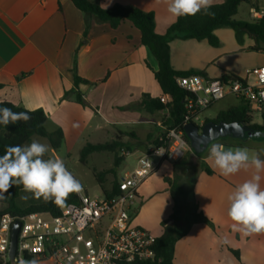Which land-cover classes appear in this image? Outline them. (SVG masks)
<instances>
[{
  "label": "crops",
  "instance_id": "crops-1",
  "mask_svg": "<svg viewBox=\"0 0 264 264\" xmlns=\"http://www.w3.org/2000/svg\"><path fill=\"white\" fill-rule=\"evenodd\" d=\"M92 1H99L104 9L121 4L153 11L156 32L160 35L177 20L167 12L166 5L157 0ZM224 1L215 0L214 4ZM85 29V15L71 0H0V103L9 102L30 111L42 109L48 118V131L61 129L64 135L62 145L68 148L80 141L105 143L128 130H145L151 120H143L140 110L131 107L140 103L143 94L154 98L163 95L154 77L158 62L142 44L141 32L132 22L124 20L113 29L92 18L86 35ZM219 32L221 28L215 31L220 40L218 47L211 46L206 40L172 41L170 59L174 69L205 70L208 78L213 80L224 74H234L253 82L252 77L246 78L247 71L264 65V52L258 54L260 58L243 72L234 70L228 66L230 56L241 53L245 46L250 49L254 42L240 45L234 35L237 45L227 50L221 45L223 39ZM222 32L230 34L229 31ZM74 58L77 59L78 75L89 81V84L79 85L85 105L79 104L70 92L74 89L71 71ZM241 103L240 99L227 94L204 111L205 121ZM148 133L145 138L150 136ZM249 133L245 137H236L239 141L234 144L247 148L250 155L259 154L264 159V132ZM137 151L140 153L138 158L145 153L140 149ZM209 151L210 144L196 156L199 167L191 172V180L194 183L193 202L213 227L205 223L194 224L190 232L176 243L173 262L264 264V233L245 236L233 229L227 216L228 195L253 173L241 170L223 176L208 159ZM192 162L195 165V157ZM202 164H206L212 174L202 169ZM161 168L169 177L173 163L164 162ZM261 175L260 183L264 188V173ZM142 186L140 193L138 191L141 203ZM44 201L47 200L42 198L36 204ZM3 208L0 201V210ZM172 208L167 216L173 213ZM164 218L161 222L166 220ZM232 251H237L240 259Z\"/></svg>",
  "mask_w": 264,
  "mask_h": 264
},
{
  "label": "trees",
  "instance_id": "trees-1",
  "mask_svg": "<svg viewBox=\"0 0 264 264\" xmlns=\"http://www.w3.org/2000/svg\"><path fill=\"white\" fill-rule=\"evenodd\" d=\"M74 5L85 15V35L90 28L92 18H96L101 23H107L111 28L116 29L122 21L128 20L141 32L142 44L146 46L158 62V70L154 71V77L163 91V95L154 98L149 94H143L138 105L131 108H139L149 114L157 112H168V116L164 120L165 133L160 139L166 137V133L174 126L183 121L185 113V104L189 93L181 89L176 79L181 76L202 75L208 78L205 70H188L177 71L171 64L170 59V43L176 39L188 40L194 39L198 41L206 40L211 46L218 47L220 40L216 36L215 31L220 28H231L235 32L236 40L240 45L244 43V37H248L254 42L250 47L253 51H264V18L252 21H237L234 19L238 12V8L243 3H249L251 0H225L220 4H214L210 12L214 15H205L203 12L195 16L180 17L167 29L166 33L160 35L156 32V15L153 11H144L133 5L116 4L111 8L104 9L100 6L99 1L92 0H71ZM72 74L74 79V89L70 91L76 101L85 105L83 95L79 91L80 84H89L88 80L81 78L77 71V59L74 58L72 65ZM223 80H240L242 79L234 74H224ZM213 80V79H212ZM216 80V79H214ZM244 82V81H242ZM69 93H66L67 95ZM0 108H10L16 113H27L30 119L27 122L23 120L16 123H10L7 126L0 125V155H3L10 146L24 145L30 143L32 137L39 136L46 138L53 150H58L63 143L64 135L61 129L53 132L47 129V115L42 109L27 110L24 107L16 106L9 102H1ZM253 114L250 106L243 102L240 106L232 107L227 111L221 112L214 119H207L206 122H240L249 126L254 132H264V112L262 113V124L253 123ZM190 144L189 139L186 137ZM120 137L110 142L91 144L88 143L81 150L80 162L87 164L86 160L91 154L112 152L115 153L117 164L122 162L124 155V145L120 141ZM160 139H156L153 146L162 145ZM126 148V147H125ZM195 155V154H194ZM201 154H198L199 156ZM119 165H117L118 167ZM174 169H185L186 173L193 171V162H189L187 157L179 162L173 163ZM201 168L208 174L212 171L206 164H202ZM112 173L116 172L113 169ZM107 172L102 171L94 176L102 187ZM182 177L176 176L174 179L166 177L164 180L171 187V194L174 200L173 213L169 219L161 222L163 233L157 237L155 244L156 257L153 262L148 264H174V250L176 243L184 238L196 223H205L213 227L211 221L199 212L198 205L193 202L194 199V183L189 182V191H186L180 181ZM103 188V187H102ZM23 186L14 184L4 198L0 201L4 204V208L0 210V217L4 214H12L15 216L26 215L31 212H49L56 215L60 212V208L71 203H78L79 197L77 193L71 194L66 198L62 205H57L52 200L44 201L40 204L30 205L21 208L17 205V199ZM119 193L118 179L115 177L110 190L103 189V195L110 198ZM188 197L190 198L188 200ZM237 259H240L237 251H232Z\"/></svg>",
  "mask_w": 264,
  "mask_h": 264
},
{
  "label": "built area",
  "instance_id": "built-area-1",
  "mask_svg": "<svg viewBox=\"0 0 264 264\" xmlns=\"http://www.w3.org/2000/svg\"><path fill=\"white\" fill-rule=\"evenodd\" d=\"M253 20L264 18V5L251 7ZM246 79L212 80L202 75L181 76L177 85L189 93L183 121L171 128L162 145L151 147L132 171L118 180L119 193L113 197L92 198L80 191L78 203L49 212H31L22 216L0 217V264H11L9 248L12 226L19 221L17 253L13 264L37 260L48 264H148L156 257L157 237L133 224L132 211L141 203L139 188L164 162L184 160L194 151L185 138L184 126L193 123L202 128V117L213 103L232 94L247 103L254 113L264 112V65L247 71ZM129 151L123 155L128 156ZM136 208V209H134Z\"/></svg>",
  "mask_w": 264,
  "mask_h": 264
},
{
  "label": "clouds",
  "instance_id": "clouds-1",
  "mask_svg": "<svg viewBox=\"0 0 264 264\" xmlns=\"http://www.w3.org/2000/svg\"><path fill=\"white\" fill-rule=\"evenodd\" d=\"M167 7L174 18L195 16L200 12L214 15L209 9L215 0H157ZM27 113L13 112L10 108H0V125L7 126L23 120ZM48 145L32 139L24 145L10 146L0 155V199L14 184L23 186L35 198L52 200L62 205L66 198L82 189L80 181L68 170L59 158L45 159ZM208 159L223 176L237 174L241 170L252 171L250 179L238 184L228 195L227 216L234 230L248 236L264 233V188L261 187L264 173V159L259 154H251L247 148H228L213 144ZM22 264H39L37 260Z\"/></svg>",
  "mask_w": 264,
  "mask_h": 264
},
{
  "label": "rangeland",
  "instance_id": "rangeland-1",
  "mask_svg": "<svg viewBox=\"0 0 264 264\" xmlns=\"http://www.w3.org/2000/svg\"><path fill=\"white\" fill-rule=\"evenodd\" d=\"M221 1V0H217ZM264 5V0H251L249 3H243L239 6L238 12L235 15L234 19L237 21H252L253 19L250 16L249 10L251 7H261ZM229 31L230 34L222 32ZM219 34L222 36L221 45L227 50H232L233 45L236 44L235 33L231 28H221V32ZM253 43V41L246 39L244 37L243 45H247L248 43ZM237 45V44H236ZM245 50L242 51L244 53H235L232 54L229 58L228 66L232 69L243 72L247 67L251 66L255 63L260 55L264 51H253L245 46ZM252 82V80H250ZM137 109H139L137 107ZM141 113V117L143 120H151V124L149 127H146L145 130L136 129V130H128L125 133H120L118 137H120V141L123 143L124 147L123 151H129L130 154L128 156L123 157L122 162L117 164L115 153L112 152H104V153H95L91 154L86 162L87 164H82L80 162L81 150L87 144L85 141L78 143L77 145L68 148L65 144L59 150H53L50 146L49 141L46 138H42L39 136H34L32 139L39 140L41 143L48 145V152L45 154V159L49 158H59L62 159L70 172L80 181L82 185L81 191L92 198H101L103 196V189L110 190L112 187V182L116 177L118 180L123 178L125 173L128 171H132L136 166L138 156L140 155L139 151L146 152L151 147H153V143L156 141L158 136L162 137V134L165 133L164 120L168 116V112H157L155 114H149L139 109ZM136 111V110H135ZM204 118L205 115H202ZM205 119V118H204ZM253 120L255 123H262V116L260 113L253 114ZM148 129V132L146 131ZM150 134L149 137L145 138V135ZM248 134H251L248 132ZM117 137V138H118ZM116 138V139H117ZM115 140V139H114ZM239 140L234 136H226L219 138L210 143V148L213 144H224L225 148H236L239 147L234 143H237ZM242 148V147H241ZM123 155V154H122ZM193 153H189L187 155V159L190 162L192 158H194ZM194 162V161H193ZM195 165L193 163V170L199 167L198 159L195 158ZM118 166V169L115 170ZM115 170V173H112V170ZM94 171L96 173L106 171L107 174L104 178L103 188L97 182V178L94 176ZM191 172L186 173V170L174 169L169 173L170 179H174L176 176L182 177L183 179L180 181V185L186 190L189 191V182L191 180ZM166 173L164 168L158 169L156 172L151 174L143 183L141 187L142 193V203H138L136 205L137 212L132 211V222L135 225H141L142 228L152 233L155 236H160L162 233L161 220L169 219V215L167 216L169 210L174 206V200L171 194V187L167 182H165ZM140 189V188H139ZM140 193V190H139ZM190 198L188 197V200ZM42 198H35L32 193L26 192L23 190L20 192V195L17 199V205L21 208H26L30 206V204H36L41 201ZM136 209V208H134ZM173 210V208H172ZM39 264H48L47 262H39Z\"/></svg>",
  "mask_w": 264,
  "mask_h": 264
},
{
  "label": "water",
  "instance_id": "water-1",
  "mask_svg": "<svg viewBox=\"0 0 264 264\" xmlns=\"http://www.w3.org/2000/svg\"><path fill=\"white\" fill-rule=\"evenodd\" d=\"M184 132L189 139L190 146L194 151L195 158L198 154H202L210 143L213 141L226 137H245L246 133L254 132L249 126L240 122H214L209 121L204 124L200 129L193 123H188L184 126ZM122 154V153H120ZM21 227L19 221L15 222L11 231V242L9 248L10 262L13 264V260L17 253L18 234Z\"/></svg>",
  "mask_w": 264,
  "mask_h": 264
}]
</instances>
